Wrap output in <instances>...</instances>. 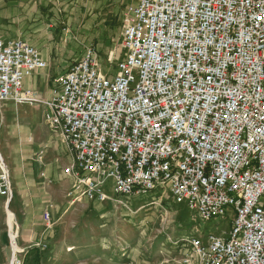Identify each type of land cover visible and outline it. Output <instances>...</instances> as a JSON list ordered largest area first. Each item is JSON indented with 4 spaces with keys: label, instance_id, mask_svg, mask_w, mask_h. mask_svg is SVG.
Instances as JSON below:
<instances>
[{
    "label": "built area",
    "instance_id": "2783aa9c",
    "mask_svg": "<svg viewBox=\"0 0 264 264\" xmlns=\"http://www.w3.org/2000/svg\"><path fill=\"white\" fill-rule=\"evenodd\" d=\"M128 10L116 72L87 48L48 104V127L73 157L71 198L169 193L202 221L232 226L197 230L199 264H264V0H134ZM47 66L32 45L0 40V104H39L23 83ZM7 168L0 150L9 199Z\"/></svg>",
    "mask_w": 264,
    "mask_h": 264
},
{
    "label": "rangeland",
    "instance_id": "374dc122",
    "mask_svg": "<svg viewBox=\"0 0 264 264\" xmlns=\"http://www.w3.org/2000/svg\"><path fill=\"white\" fill-rule=\"evenodd\" d=\"M132 3L134 0H89L78 11L77 26H69L82 41L80 52L69 47L74 56L69 63L77 62L92 47L102 71L116 72L123 58L122 31ZM57 80L53 84L50 79L53 95ZM38 84L33 83L36 91ZM8 104L19 106L13 101ZM35 105L21 111L26 116L31 114L28 119L36 132L17 121L12 124L13 136L19 141L14 164L4 157L5 140L0 141L12 192L9 199L0 193V264H199L189 245L197 230L222 235L232 228L230 222L221 218L202 221L196 213L176 205L169 193L161 191L115 197L108 189L111 201H73L74 180L66 174L73 165L72 154L65 144L69 164L61 169L63 179L56 178L49 169L53 165L50 144L38 138V132H47L43 125L47 109L32 107ZM6 131L3 126L2 138ZM58 135L52 134L49 140L57 144ZM65 175L70 181L68 188L63 185Z\"/></svg>",
    "mask_w": 264,
    "mask_h": 264
},
{
    "label": "crops",
    "instance_id": "0c3cea01",
    "mask_svg": "<svg viewBox=\"0 0 264 264\" xmlns=\"http://www.w3.org/2000/svg\"><path fill=\"white\" fill-rule=\"evenodd\" d=\"M88 2L89 0H0V40H22L32 45L38 49L41 58L48 65L47 69L26 78L23 86L24 89L34 91L38 99L40 98V103L32 107L44 106L47 109L43 120L47 132L45 135L41 132L39 135L38 132V138L50 144L49 149L53 165L49 169L59 179H63L61 169L69 164V154H67L61 134L57 137V144L54 140H49V137L54 134L47 126V116L51 112L48 104L53 98V91L50 90V79L53 78L54 84L59 77L69 70L72 64L69 61L74 57L69 52V47L75 48L79 52L81 50L82 41L79 40L74 30H69V26L72 28L77 26L78 11ZM55 65L57 66L54 67ZM34 81L39 83L37 91L33 85ZM55 86L57 84L53 87ZM1 105H3L1 107L4 110L1 121L7 130L3 138L0 134V141L5 140V149H7L6 155H3L11 164H14L16 162L15 150L19 148V141L13 136L12 124L17 121V123L24 124L31 132L35 131V126L30 118L28 119L31 114L26 116L21 111V108H29V105H16L14 107L9 105L8 101ZM63 185L64 188L70 186L68 177Z\"/></svg>",
    "mask_w": 264,
    "mask_h": 264
},
{
    "label": "bare ground",
    "instance_id": "6f19581e",
    "mask_svg": "<svg viewBox=\"0 0 264 264\" xmlns=\"http://www.w3.org/2000/svg\"><path fill=\"white\" fill-rule=\"evenodd\" d=\"M193 237V236H192Z\"/></svg>",
    "mask_w": 264,
    "mask_h": 264
}]
</instances>
